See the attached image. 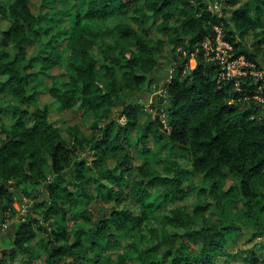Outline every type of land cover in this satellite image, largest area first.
<instances>
[{"label":"trees","instance_id":"obj_1","mask_svg":"<svg viewBox=\"0 0 264 264\" xmlns=\"http://www.w3.org/2000/svg\"><path fill=\"white\" fill-rule=\"evenodd\" d=\"M62 1L69 5L48 16L30 0H0L10 20L0 38L2 222L17 196L32 200L16 227L0 225L8 236L0 264H98L108 250L112 264H264V242L254 240L264 231V0L231 9L209 0ZM216 27L232 47L229 61H247L242 72L228 75L226 62L209 59L204 42L216 46ZM164 35L173 44L171 74L139 123L137 95L154 82ZM32 36L40 52L28 57ZM59 63L73 73L54 75L49 92L65 107H86L89 136L76 128L65 138L49 108L35 105L40 72ZM124 88L131 97L121 122L113 105ZM131 143L138 166L125 149ZM111 151L115 167L106 163ZM95 192L117 201L92 224ZM195 193L193 212L176 204ZM238 213L254 238L230 253Z\"/></svg>","mask_w":264,"mask_h":264},{"label":"rangeland","instance_id":"obj_2","mask_svg":"<svg viewBox=\"0 0 264 264\" xmlns=\"http://www.w3.org/2000/svg\"><path fill=\"white\" fill-rule=\"evenodd\" d=\"M211 4L214 5V8L220 9L222 7H226L227 9L235 8L237 5L246 2L247 0H238L237 2H225V0H209ZM71 3V2H70ZM69 4L63 2L62 0H49L47 2H44L43 0H30V6L32 8V11L35 14H46L48 16H55L57 12L63 7H67ZM61 16H64V12H60ZM57 23L59 25H64L66 22L64 20H60L58 18ZM10 25V20L3 14H0V38L2 37L1 30H7ZM165 38V47L162 50V53L159 57V64L156 68L155 73L153 74L154 82L152 85L148 88V90L142 91L140 94L137 95V97L142 98V102L139 108V114H137V120L139 123H142L146 117L147 112L152 109L151 105L152 102L156 100L157 93H160L163 91V87L165 82L169 79L171 74V63H172V53L171 50L173 48V44L169 40V35H164ZM251 35L246 36L247 42H251ZM24 45L26 48V55L28 57H32L36 54H39L40 49L38 47V37L32 36L30 38H27L24 41ZM17 48V47H16ZM46 52L43 51L42 54H45ZM263 66H264V59L262 60ZM42 65L41 58L35 60L34 68L33 70L40 69ZM190 65L195 66L196 60L195 58H192L190 60ZM241 65L243 63L241 62H233L231 63L230 70L232 73H237L239 69H241ZM73 73V70L69 67L62 65V64H54L52 65L47 71H42L39 74V83L37 85V99L35 102L36 106L44 107L47 106L49 108V117L50 120L54 121L57 126H59L61 133L63 136L67 139H71L73 133L77 131L76 128H79L78 134L79 135H91L92 134V128L89 127L88 122L89 121V113L86 110V107L81 105H75L72 107H65L61 102L56 100L51 93L49 92V87L54 82V75L62 76L64 79L69 80L71 74ZM260 75H264V69L257 71ZM5 92H1L0 95L3 96ZM121 95L124 101L116 102L115 105H113V111L116 118H118L121 122L125 121V115H122L123 111V105L126 103L129 97V92L127 89L121 90ZM260 97V94H258ZM103 123V122H102ZM133 142V140H132ZM126 150H129L134 156V163L136 166L140 165L143 158L142 155L138 154L137 148L133 145V143L128 144L125 148ZM164 151L167 150V148H163ZM154 152H156V147L154 146ZM152 152V153H154ZM116 154L111 151L109 152L108 157L106 158V163H108V166L115 167L116 166ZM232 183V178L227 177L224 182V188H228L229 185ZM91 186L93 184L91 183ZM73 188V186H71ZM264 189V188H263ZM95 191V188L93 189ZM198 193L192 194L185 199L176 201V204L184 205L188 211L193 212L194 210V202L198 198ZM207 199L209 201L212 200L211 197L207 196ZM31 199H27L21 196L16 197L15 201V207L16 211L10 217L7 219L6 222H2L1 216H0V225L4 223L13 224L12 227H16V224L21 219V215L25 214L28 207L31 204ZM117 198L114 194L109 193L107 195L100 194L98 192L94 193V197L91 202L90 209L93 210V220L97 219L102 212H105V216H109L112 212V209L114 208L116 204ZM84 207V206H83ZM80 207V210L83 208ZM207 214L210 215L214 220H217L218 216L209 209L207 211ZM240 218L237 219L238 225L241 227L238 231L233 232L229 238V242L226 244V249L230 253H235L236 250L241 247L245 246L252 238H254V234H252L249 230V227L246 226L248 224L244 223V216L241 213H238ZM19 219V220H18ZM98 223V222H95ZM92 222V224H95ZM45 224L50 227L51 222L46 221ZM113 229H116V227H113ZM0 249L7 244L8 242V236L4 231H0ZM3 232V233H2ZM126 233V232H125ZM124 233V236H125ZM46 234L42 233L40 231L39 236H45ZM254 240L262 241L264 242V231H261L260 235L254 238ZM124 249V247H122ZM110 250L105 251L103 254V258L98 264H112V261L110 260ZM233 262L240 263L241 261L236 258H232ZM85 264H92L88 261H86Z\"/></svg>","mask_w":264,"mask_h":264},{"label":"built area","instance_id":"obj_3","mask_svg":"<svg viewBox=\"0 0 264 264\" xmlns=\"http://www.w3.org/2000/svg\"><path fill=\"white\" fill-rule=\"evenodd\" d=\"M216 29L218 30L216 46L212 47L209 40H206L204 42V47L207 50V55H208L209 59L218 58V59L223 60L224 62H226L227 63V69H228V72H227L228 75H234L236 73H232V71L230 70L231 63H233V62H241V63H243V65H246L248 63H247V61L244 60L243 57H240V59H237V60H234V61H229L228 56L230 55V51H231L232 47H231L230 44H228L226 41H224L222 39L221 29L219 27H216ZM211 53H213V54H211ZM238 72H242L241 69H239ZM2 225L4 227H7L9 224L8 223H4Z\"/></svg>","mask_w":264,"mask_h":264},{"label":"water","instance_id":"obj_4","mask_svg":"<svg viewBox=\"0 0 264 264\" xmlns=\"http://www.w3.org/2000/svg\"><path fill=\"white\" fill-rule=\"evenodd\" d=\"M4 40V39H3ZM105 212H102L101 214H100V216L97 218V219H95L94 221H92L93 223H95V222H99V221H101V220H104L105 219Z\"/></svg>","mask_w":264,"mask_h":264},{"label":"crops","instance_id":"obj_5","mask_svg":"<svg viewBox=\"0 0 264 264\" xmlns=\"http://www.w3.org/2000/svg\"><path fill=\"white\" fill-rule=\"evenodd\" d=\"M0 231H1V229H0ZM1 233V232H0ZM3 233V232H2Z\"/></svg>","mask_w":264,"mask_h":264}]
</instances>
